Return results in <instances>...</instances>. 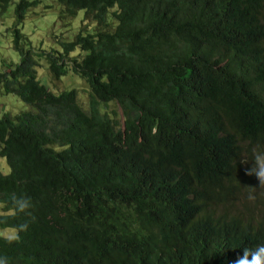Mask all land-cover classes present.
<instances>
[{
    "label": "trees",
    "instance_id": "obj_1",
    "mask_svg": "<svg viewBox=\"0 0 264 264\" xmlns=\"http://www.w3.org/2000/svg\"><path fill=\"white\" fill-rule=\"evenodd\" d=\"M57 1L62 26L83 13L74 38L26 47L21 25L41 0H19L20 59L0 69L1 93L28 106L0 116L11 169L0 173V199L27 195L35 206L18 242L0 240V255L10 264H233L264 244V188L245 175L253 148H264V0ZM12 2L0 0V15ZM42 57L57 80L84 78L88 108L77 89L40 81Z\"/></svg>",
    "mask_w": 264,
    "mask_h": 264
},
{
    "label": "rangeland",
    "instance_id": "obj_2",
    "mask_svg": "<svg viewBox=\"0 0 264 264\" xmlns=\"http://www.w3.org/2000/svg\"><path fill=\"white\" fill-rule=\"evenodd\" d=\"M19 0H13L9 4L6 11L0 15V69L6 67H14L20 59L19 53L13 48V24L15 22L14 7ZM61 6L57 0H41L40 4L32 7L25 19L21 29L27 36L26 47H34L35 49L43 48L51 50L53 48H61L60 40H72L79 31L82 25L81 12L77 17L67 21L68 24L62 26L58 16ZM38 67V75L40 81L49 87L53 92H62L70 89H77L79 92L81 104L88 108L91 96L87 82L80 75L70 71L67 75L62 76L57 80L49 69L44 58H40ZM109 109L103 107L106 111H114L120 114L118 107L115 104L108 105ZM19 97L14 94L4 95L0 91V116L4 113L11 115L17 114L20 111L27 110ZM9 166L4 157L0 156V173L6 174ZM6 229L5 234L11 235V228Z\"/></svg>",
    "mask_w": 264,
    "mask_h": 264
},
{
    "label": "clouds",
    "instance_id": "obj_3",
    "mask_svg": "<svg viewBox=\"0 0 264 264\" xmlns=\"http://www.w3.org/2000/svg\"><path fill=\"white\" fill-rule=\"evenodd\" d=\"M157 129L154 127L152 129L153 134H155ZM248 159H241V164H247ZM252 166L245 169V175L255 176L259 181V188H264V148L259 146L253 148ZM8 175L11 174V169L9 168ZM251 191L248 194V199L250 201L255 200V190L254 187H248ZM34 204L31 198L27 195H17L15 193L11 194L7 200L0 199V223H6L9 216L24 217L22 222L11 226V235H6V229H0V240H4L8 244H13L19 241L20 233L27 230L29 225V219L33 217ZM0 264H10V260L6 255H0ZM233 264H264V244H259L255 247H244L242 254L239 255Z\"/></svg>",
    "mask_w": 264,
    "mask_h": 264
}]
</instances>
